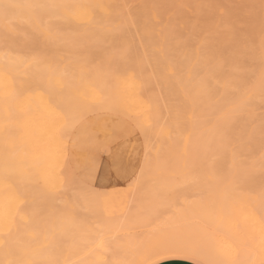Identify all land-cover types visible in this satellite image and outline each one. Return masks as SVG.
I'll use <instances>...</instances> for the list:
<instances>
[{
  "label": "bare ground",
  "instance_id": "bare-ground-1",
  "mask_svg": "<svg viewBox=\"0 0 264 264\" xmlns=\"http://www.w3.org/2000/svg\"><path fill=\"white\" fill-rule=\"evenodd\" d=\"M127 1L130 0H0V194L9 195L7 199H14L10 198V195L16 197L13 194L50 195L80 186L73 170L77 152L69 143L70 129L80 121L95 117L105 119L113 114L144 125L148 128L142 127L145 136L154 138L152 134H159V140L154 135L159 142L141 138L149 140L143 145L144 153L146 145L155 144L147 155H152L149 161H162L164 157L179 161L242 159L247 162L249 172L254 170L264 175V113L258 115L255 102L264 97V0H253L255 5L251 0H243L241 6V2L235 0L238 4L234 8L215 6L214 10L221 8L223 14L217 10L212 13L207 8L209 2L204 4L203 0H199L200 3L198 0H133L136 4L131 0L130 3L135 4L133 10L129 9ZM212 14L217 16L212 17ZM242 17H248L250 23L241 32L237 23L241 25L238 18L242 21ZM136 32L135 38H140L141 33L139 41H145L149 57H145L144 49L140 46V50L139 44L131 39ZM124 34L132 37L125 38ZM143 35L147 36L146 40ZM174 37L178 38L174 40L178 44L177 56L168 51L173 52L172 47L177 45ZM131 41L138 49L132 48ZM168 42H174L175 46L171 44L169 49ZM147 43L159 44L160 47L156 44L159 48H152L162 50L161 58L160 50L156 51L158 59L154 58L156 54L146 49L150 46ZM165 44L172 55L163 49ZM49 49L56 51H53L55 56ZM65 49L72 51L71 59L67 54L68 59H65L62 54L66 53ZM94 49H99L100 53L104 49L103 57L99 51L100 56H97ZM125 49L131 51L125 52ZM139 51L145 62H141V57L137 59ZM79 53H88L89 57H77ZM126 54L131 55L130 59L134 54L142 65L158 60L159 64H154L164 71L154 73L167 71L171 76L170 81L167 75L162 81L171 82L178 91L175 90L176 94L179 93L173 98L176 101L178 98L179 102L173 106V113L170 109L163 110L164 100L160 102L158 98L160 92L155 94L158 90L151 85L152 78L145 75L149 69L142 67L145 71L142 75L140 69H135L140 73L131 71L132 66L130 69L128 65L137 62L126 58ZM59 55L61 65L55 60L60 61ZM91 57H101L103 65L93 60L94 65ZM145 58L151 59L148 64ZM87 61L95 67L88 66ZM151 68L157 70L154 66ZM162 81L160 79L164 83ZM163 89L165 92V87ZM168 98L171 100L172 95ZM165 112L172 114L169 120L178 119L170 125L175 126L173 131ZM163 119L169 122L168 126ZM160 167L152 165V170ZM261 178L260 186L264 176ZM137 238L135 236V240ZM106 239L103 240L106 245L102 242L105 247L109 245ZM115 243L111 241L110 245L115 246ZM117 245V248L113 246L114 251L107 246L113 251L112 255L119 256L115 252L120 249L119 241ZM178 251L198 254L197 247L164 249L162 245H155L134 253L131 264H145L157 255Z\"/></svg>",
  "mask_w": 264,
  "mask_h": 264
},
{
  "label": "rangeland",
  "instance_id": "rangeland-1",
  "mask_svg": "<svg viewBox=\"0 0 264 264\" xmlns=\"http://www.w3.org/2000/svg\"><path fill=\"white\" fill-rule=\"evenodd\" d=\"M130 1H127V6L133 10L136 2L134 1L135 4H133V0L131 1L133 3ZM200 1L202 2V0ZM207 1L209 2L207 8L211 9L212 13L218 9L214 10L217 5L235 7L238 4V2L235 4L238 0H203L202 3H207ZM239 1L241 6L243 0ZM251 2L254 1L251 0ZM257 5L261 10V6ZM236 7L240 9L239 5ZM254 7L256 9V6ZM221 8L217 12L222 13ZM230 9L226 10L229 11ZM208 10L207 12H209ZM252 10L254 11V9ZM253 13L256 15L255 11ZM216 14H212V17ZM257 16L260 17L261 15ZM239 17L241 18V15ZM242 18V21L238 18L241 25L237 23V26L241 28L236 26L241 32L247 28L248 25L246 24L250 23L248 17ZM135 34L137 32L134 33V38L125 34L124 37L134 39L135 44H139L137 47L140 50V46L144 49V56H148V52H145V41H139L142 39L141 33L139 34L140 38H135ZM143 36L146 40L147 36ZM177 37H174L173 41L177 40ZM174 42H168L169 45L165 44L163 49H166V46L170 49L171 44L175 46ZM132 43L131 41L132 48L135 47L136 49L137 47L133 46ZM147 44L150 46L146 49H150L153 55L160 50V55L157 53L154 58L157 57L158 59V55L161 58L162 50H154L160 47L159 44ZM156 44L159 47H156ZM152 46H155L154 49ZM177 47L178 44L175 48L172 47L176 53L168 50V48L165 51L177 56L179 52ZM127 48L131 49L130 46ZM76 50L73 52L77 55ZM88 50L87 52L91 51ZM53 51L55 50H50L54 55ZM70 51L65 49L66 53L63 52L62 54L64 57L65 54L69 56L72 54ZM94 51L98 54L97 56L102 53V57L105 53L104 49L102 50L104 52L101 51V53L99 49H94ZM127 51L125 49V52ZM140 52L136 53V56L137 59L141 57L140 60L143 59L141 61L143 62L144 56L142 57ZM58 54L56 53V55ZM80 54L77 57L80 56L81 58L83 55H88V53ZM134 54L132 59H130L132 53L129 54L130 57L126 54V58L137 62L130 61L135 66L130 64L128 68L131 69L132 66L131 71L135 69L142 71V67L147 68L146 71L149 69L150 74L147 72L145 75H150V79L152 78L150 83L155 85V91L158 90L155 94L160 92L161 97L158 95V98L160 102L164 100L162 102L163 110L168 111L170 109L169 111L173 113V106H177L179 103L178 98L177 101L173 98L179 93L176 94L178 91L171 82L162 81L167 79L169 74L167 71L166 73H156L158 70L161 71L160 65L154 64L158 63V60H155L154 63L149 62L151 59L148 60V56L145 59L148 60L146 63L149 62V64L142 65L138 63ZM93 57L88 60L103 65L101 57H95L96 60ZM61 58L60 61L58 58L55 59L58 60L57 64L62 62ZM170 58L172 57L170 56ZM65 59L68 58L65 57ZM173 59L175 60V57ZM98 60L102 63H99ZM65 61L63 62L65 63ZM90 62H88V66L91 67L92 63ZM96 63L93 64L96 65ZM153 66L157 70L152 71L153 68L151 67ZM159 67L160 69H158ZM137 71L139 72V70ZM154 71L156 72L154 73ZM144 72L143 70L139 73L142 75ZM170 78L171 76L169 81ZM160 79L165 84L161 83ZM158 85H161L160 88ZM164 87L165 92L163 91ZM169 88L172 94L168 91ZM151 89L153 91V87ZM171 95L175 102L168 98V96L171 98ZM263 99L264 97L255 101L258 115L264 113ZM172 102L174 103L172 104ZM166 114L163 118L167 117L166 121H168L170 113L167 116ZM169 117H172V114ZM176 120L170 118L171 124L169 126H172V122ZM169 122H165L163 119V123H166L167 126ZM142 127L148 130L144 125L135 124L118 114L110 115L105 119L95 117L92 120L80 121L74 124L69 132V143L77 152V157L73 159V170L78 179L76 183L80 185L76 186L78 187L77 190L75 187V190L72 189L74 192L61 190L50 195L41 192H29L27 193L29 196L26 193H19V198H16L18 197L17 194H13L16 197L10 195V198L14 197V199L12 198L14 201L7 199L9 195L0 194V264H96V262H99L98 264H105L106 262V264L114 262L131 264L134 253L142 252L145 248L155 245H162L164 249L197 247L198 254L196 256L187 252H182L183 254L180 251L168 252L151 258L145 264L160 262L167 258L192 259L199 264H210V261L214 264H264V188H262L264 182L262 186L259 185L263 180L261 177L264 175H259L254 170L249 172L246 168L247 162L242 159L179 161L164 157L162 161H149L151 158L148 159V157L151 153L148 157L147 155L155 145L152 143L153 146H150V144L154 141L159 142L155 140V136L158 140L161 137L159 134H152L154 138H151V135L150 137L145 136V130ZM171 129L172 131L175 130V126ZM146 137H149L151 142L145 146V148H149V151L146 148V153H144L143 145L148 144L146 141L149 142V140L144 141ZM147 165L150 166L151 170ZM152 165H159L162 168L160 167L159 170L155 171L152 170ZM249 186H254V188ZM1 199L3 200L1 201ZM6 199L7 201L12 200L13 205L10 204L11 202L8 203ZM69 199L70 201H68ZM108 236L111 240L108 239ZM135 236L139 239L135 240ZM106 237L108 238L106 239ZM128 238L136 242L131 240L128 243L130 241ZM105 239L109 242L107 246H110L109 248L112 250L114 247H118L119 241L120 249L115 251L117 254L119 253V256L116 253L112 255L114 250L111 251L107 246H104V244L106 245V242H103ZM111 241L117 242V244L115 243V246L110 245ZM133 243L136 245L133 246ZM130 244L133 247L132 250L129 249V247L132 248ZM122 245L125 247H121ZM103 246L105 251L104 249L101 250ZM100 251L102 252L100 253ZM104 252L108 254H102ZM134 255L136 256V254ZM100 256L103 257L102 260L98 258ZM105 258L107 261L104 260ZM121 260L122 262H120Z\"/></svg>",
  "mask_w": 264,
  "mask_h": 264
},
{
  "label": "crops",
  "instance_id": "crops-1",
  "mask_svg": "<svg viewBox=\"0 0 264 264\" xmlns=\"http://www.w3.org/2000/svg\"><path fill=\"white\" fill-rule=\"evenodd\" d=\"M152 264H199L196 260L192 259H163L160 262L152 263Z\"/></svg>",
  "mask_w": 264,
  "mask_h": 264
}]
</instances>
